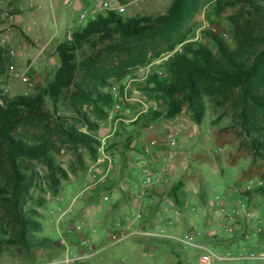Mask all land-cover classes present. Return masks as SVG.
<instances>
[{"label":"rangeland","instance_id":"1","mask_svg":"<svg viewBox=\"0 0 264 264\" xmlns=\"http://www.w3.org/2000/svg\"><path fill=\"white\" fill-rule=\"evenodd\" d=\"M36 1L43 5L42 10L31 9L29 0H17L13 5L5 0L4 4H0L2 56L0 92L1 95L9 98L34 94L54 79L60 65L58 45L80 30L78 21L82 10L99 9L105 0ZM254 1L257 10L247 3H242L226 9L219 15L211 13L210 4H203L186 26L189 36L187 42H203L212 51H216V46L210 38L214 35L222 36L234 45L235 28L238 26L245 27L248 32L254 34H264V0ZM172 2L173 0H119L121 5L126 6V12L121 14L125 21L136 16L165 14ZM12 12L24 16L23 25L13 27L6 25V16ZM224 34L227 36L225 37ZM181 49L182 45H179L174 51L163 54L147 65L132 68L131 73L122 80H112V85L105 91L111 93L113 86L129 78L140 77L142 69L150 64H154V70L162 69L168 55ZM90 52V46L84 47L78 54V60L80 61L83 55ZM12 65L19 72L26 73L35 87L31 89L14 78L10 74ZM145 84L144 82L136 84L135 89L139 94L134 95L131 92V95L145 100L147 98V102H158L159 109L140 116L138 124H119L110 147L115 171L103 183L89 188V174L96 165L97 157L95 159L86 147L73 148L57 137L58 151L55 157L57 163L68 173V178L62 180L57 195L52 194L45 180V169L38 166L37 170L41 174L37 181L39 187L31 190L33 198L27 201L26 206L39 214L36 218L42 225V231L36 236L52 238L63 248L57 251L37 250L26 253L17 247H4L0 250V264H30L50 260L63 255L67 248L83 238L105 248L87 264H200V252L193 248H184L143 237H133L124 242L113 243L108 237L110 230L123 229L132 218V193L141 180L143 167L156 166L155 156L147 155L145 149L153 142H157L151 149L153 152L164 148L172 135L178 140L177 147L167 148L168 151L175 153L173 167L163 185L151 192L149 207L144 212L145 220L143 219L144 221L135 227L161 228L178 232L201 229L206 232L219 229L218 231L222 232L220 226L230 223L225 221L223 216L213 213L212 202L217 196L226 198L231 187L238 188L248 181L263 177L264 151H260V155L255 156L250 139L245 135L234 111L235 98L220 99L222 104L214 103L208 98L206 115L201 124L194 121L187 106H184L175 118L162 117L148 124L147 116L154 112H166L169 101L165 97L146 95ZM112 106L108 109L107 116L99 120V137L104 133L100 125L107 120ZM131 106L135 113L139 112V103L133 102ZM46 109L52 115L71 116L66 111L63 101L58 105V113L50 99L46 102ZM85 111L92 119L97 118L92 106H85ZM78 127L81 131L88 132L87 127L80 125ZM1 167L0 164V175L5 171V168ZM103 168L105 166L101 170ZM179 182H183L185 189L188 190L187 197L191 212H194L193 208L198 212H205L208 223L206 229L192 223L191 216L196 213L190 216L185 211L182 217L177 218L170 210L171 203L174 202L170 193L171 188ZM246 194L251 196L249 203L242 196ZM236 195H240V198L242 196L244 201L243 205L238 207L240 211L236 213L238 230L252 231L258 225V221L264 219V194L256 190L239 191ZM8 222L9 220L6 219L0 225V240L5 237L6 232H11ZM77 226H82V230L78 231ZM231 236H236V232ZM228 241L236 242L230 244ZM228 241V243L217 241V245L221 246H215V249L238 254L247 251L252 245L245 238ZM226 243L229 245L225 246Z\"/></svg>","mask_w":264,"mask_h":264},{"label":"trees","instance_id":"2","mask_svg":"<svg viewBox=\"0 0 264 264\" xmlns=\"http://www.w3.org/2000/svg\"><path fill=\"white\" fill-rule=\"evenodd\" d=\"M6 1L13 5L17 0ZM205 3L211 5V13L215 15L242 3L258 9L254 0H173L167 12L159 16H136L125 21L116 12L100 14L58 45L60 65L47 86L34 94L14 98L0 92V164L5 168L0 175V225L8 219L11 227V232H6L0 240V250L17 247L33 253L63 248L52 238L36 236L42 231L36 218L39 214L26 206L33 198L31 190L39 187L38 166L45 169V180L52 194L57 195L68 173L57 163L56 137L73 148L86 147L96 159L99 120L107 116L114 102L112 94L105 91L112 80H122L132 68L147 65L179 45L182 51L174 53L162 66L165 75L154 73L145 84L150 96L169 101L167 111L148 115L147 123L162 117L175 118L187 106L194 121L201 124L208 98L219 104H222L220 99L235 98L234 111L255 156L264 151V34H254L238 26L234 45L222 36L210 38L216 51L203 42H187L186 26ZM85 45L90 46L91 52L79 61L78 54ZM48 99L56 113L63 101L71 116L49 113ZM85 106H92L97 118L92 119ZM139 122L140 118L133 124ZM78 125L87 127L88 132L81 131ZM183 187L184 183L179 182L170 193L175 206L184 213V201L179 193ZM259 191L264 194V188ZM242 196L247 203L251 201L250 194ZM149 203L150 195L145 210ZM244 233L237 229L236 236L214 241V248L221 246L217 241L239 240L244 238Z\"/></svg>","mask_w":264,"mask_h":264},{"label":"built area","instance_id":"3","mask_svg":"<svg viewBox=\"0 0 264 264\" xmlns=\"http://www.w3.org/2000/svg\"><path fill=\"white\" fill-rule=\"evenodd\" d=\"M0 3L4 4L5 2L0 1ZM28 4L31 9H43V5L36 0H29ZM107 12L124 14L126 12V6L121 5L119 0H105L99 9L94 11L82 10L78 21L79 26L84 25L86 22L88 23L89 21H94L97 19L98 15ZM24 21L25 18L22 15L7 14L6 16V25L8 27L23 25ZM35 24L37 23L35 22ZM224 35L225 37L227 36V34ZM180 51H182V49ZM174 53L169 54L166 60ZM153 66L154 64H150L143 68L142 75L140 77H132L124 80L121 84L113 86L111 94L114 102L107 120L100 125V128L104 133L98 138V144L96 146L97 161L95 167L89 174V188H93L103 183L105 179L115 171L110 147L112 140L118 131L119 124L133 123L137 121L140 116L147 114L150 111H158V102H147V98L145 100L131 95V92H133L134 95L139 94L135 89V85L143 82L146 83L154 73H157L160 76L165 75L163 69L154 70ZM10 74L20 82L26 84L29 88L32 89L35 87L31 78L26 73L19 72L14 65L10 67ZM147 94L150 96L149 93H146V95ZM133 102H137L140 105L139 112L137 113L134 112L133 107L131 106ZM156 143L157 142H153L151 146L145 149L147 155L155 156L156 166L146 165L142 169L141 180L139 181L136 189H133L132 193V218L123 229H112L108 232L110 241L113 243H119L133 237H143L146 239L172 243L184 248H193L200 252V264H219L228 262H253L254 264L263 263L264 219L258 221V225L255 229L244 233L245 240L252 243L251 247H249L247 251L233 254L231 252L217 251L214 248V241L226 238L228 234L232 235L237 231V229H239L236 214L237 212H228L224 205V198L220 196H217L212 202L211 210L215 215L223 216L225 221H229L230 224L220 226L223 229L222 232H219V229L208 232L203 230L178 232L175 230H166L161 228L146 229L135 227L144 219L145 203L150 193L157 187L163 185L171 171V168L173 167L175 153L168 151L167 148L177 147V138L173 135L170 136L168 138V143L164 145V148H160L153 152L151 149L155 147ZM103 166H105V168L101 170ZM262 188H264V176L248 181L243 186L236 188V193H239V191L254 192ZM168 210L169 209H167V211ZM170 210L177 218H180L183 215L182 210L177 208L174 203H171ZM193 211L195 212L196 208H193ZM127 214L129 215V211ZM76 229L81 231L82 226H77ZM73 246L67 248L63 255L43 261L39 264H87L105 249L92 244L86 238L81 239Z\"/></svg>","mask_w":264,"mask_h":264},{"label":"crops","instance_id":"4","mask_svg":"<svg viewBox=\"0 0 264 264\" xmlns=\"http://www.w3.org/2000/svg\"><path fill=\"white\" fill-rule=\"evenodd\" d=\"M86 10V9H84ZM187 176L185 175V178ZM184 178V179H185ZM180 196L181 198L183 199L184 203H186V205H184L185 207V211L186 213H189V215L191 216L192 213H196L194 215L191 216V220H192V223H194L195 225L197 226H201L203 229L207 228V219L205 217V212L204 211H195V212H191V210L189 209V200H188V190L185 189V187H183L181 190H180ZM236 188L234 187H231V189L227 192V197L224 198V205L226 207V210L228 212H230V210L233 211H240V208L239 205L241 206V204L243 205L244 201L242 198H240L239 196L236 195ZM227 238H232L233 236H231L230 234L226 236Z\"/></svg>","mask_w":264,"mask_h":264}]
</instances>
